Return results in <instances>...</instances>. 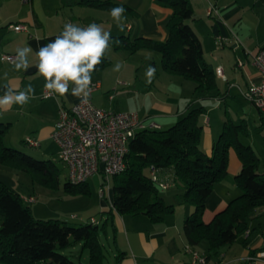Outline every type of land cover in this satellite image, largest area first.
Returning a JSON list of instances; mask_svg holds the SVG:
<instances>
[{
	"label": "trees",
	"instance_id": "1",
	"mask_svg": "<svg viewBox=\"0 0 264 264\" xmlns=\"http://www.w3.org/2000/svg\"><path fill=\"white\" fill-rule=\"evenodd\" d=\"M157 2L172 9L166 40L161 42L120 35L112 37L113 46L131 52L142 48L156 50L161 55L163 70L193 81L194 91L201 95H217L220 89L216 69L205 61L202 41L190 24L193 9L189 0ZM79 3L108 11L117 6L111 0H79ZM107 62L105 56L96 71ZM204 113L203 106L193 107L166 130L160 131L156 127L137 131L128 143L125 170L111 176L114 180L112 203L102 213L145 214L155 222L163 220L173 211V204L165 201L162 188L151 178L150 167L157 170L170 168L173 179H179L183 184V200L193 206V212L183 221L182 227L190 246L205 239L210 251H216L234 242L238 233L246 228L253 209L264 206V173L258 172L259 158L253 148L240 140V135L246 134L244 120L234 123L226 119L211 152L203 151L200 147L203 127L200 118ZM8 125L0 123V161L11 162L34 173L42 184L56 182L58 174L54 161L38 159L5 145L4 134ZM230 147L241 162L240 170L233 177L241 192L206 223L203 220L205 199L214 184L226 175ZM86 183L72 184L67 180L65 188L72 185L82 189ZM106 224V219L99 227L91 219L86 223L71 224L60 219L36 218L21 195L0 181L2 264H104L107 250L98 237L100 232L104 233ZM76 243L88 249V263L75 261L63 253ZM117 255L119 257L121 253Z\"/></svg>",
	"mask_w": 264,
	"mask_h": 264
},
{
	"label": "crops",
	"instance_id": "2",
	"mask_svg": "<svg viewBox=\"0 0 264 264\" xmlns=\"http://www.w3.org/2000/svg\"><path fill=\"white\" fill-rule=\"evenodd\" d=\"M111 1L126 9L124 31L118 29L109 14L110 11L80 4L79 0H0V57L2 54H16L17 48L25 46H29L33 50L29 56L31 66L27 71H15L13 63L2 62L0 59V96L4 94V85L24 90L29 84L35 89L36 96V99L30 100L23 107L13 105L9 111L0 110V123H9V131L13 125L24 121L22 124L24 133L29 132L27 135H35L34 137L39 140V147H41V141L52 139L51 132L57 120L58 107L60 105L69 107L80 100L70 93L66 97L51 96L44 98L42 95L45 90V81L35 67V52L39 47L54 40L68 21L81 27H86L93 22L102 25L106 31L111 33L110 49L115 52L129 51L127 49H115L113 46L112 37L120 35L161 42L166 40L168 36L167 22L172 14V9L169 6L161 5L157 0ZM251 1L189 0L193 9L192 27L194 28V24L199 25L200 20H202L201 17L205 16L209 17L208 21L211 23L212 35L210 38L217 48V67H222L225 80L218 75L217 77H220L226 86L225 89L219 88L220 92L215 96H205L214 97L213 99L218 102L227 99V97L233 99L237 92L243 97L241 91L246 90L251 83H258L261 79L260 72L253 61V54L264 47V36L257 31L260 25L259 23L252 25L249 27V32L244 31L241 26V12L246 8V5H250ZM210 5L217 7L218 15H208ZM250 9L255 10V3ZM18 23L25 24L26 30L16 31L11 27V25ZM142 50L152 49L142 48L135 52L138 53ZM106 57L108 58L105 65L107 67L112 63V60L109 54H106ZM152 63L155 65L154 61ZM210 65L213 67L212 64ZM105 66L92 73V81L98 82L99 86L91 92L90 96L92 103L96 101L94 105L102 108L106 107V103L101 92L105 93L104 98L113 100L112 95L108 92L113 90L115 86L127 84V80L120 78L116 81L110 80L106 74H103L106 68L102 69ZM5 72L8 73L7 79L4 78ZM120 76H122L121 73ZM234 89L237 92H233ZM250 104L253 105L251 102ZM153 106L157 108L156 113H149L145 117L139 118L147 123L156 124L157 128L166 117H174L175 114H179L177 106L175 112L171 105L156 102ZM203 107L205 108L204 115H206V107ZM109 109L117 111L112 105L109 106ZM257 113V125L264 132V111L259 112L257 110ZM243 120L245 121L242 118L239 122ZM245 133L240 136H248L247 128ZM215 141L212 139L210 145L206 144V150H204L206 153L211 152ZM246 144L252 147L250 141ZM260 167L261 160L259 158L258 172L264 173ZM240 168L241 162L235 150L230 147L228 149L226 175L214 184L212 192L205 199L204 222H210L215 213L223 209L229 200L240 194V187L233 179ZM157 175L160 180L168 185L167 188L163 189V192L168 190L171 185H179L177 180L173 179V170L170 168L157 170ZM111 203L112 198L109 199L108 203L103 204L102 211L108 210ZM192 212L193 206L188 205L182 214H177L174 217L172 213H169L158 222L151 220L145 214H118L115 211L113 214L104 213L101 218L107 220L106 229L104 233L100 232L98 238L106 247L107 255L109 252L114 255L112 264H245L246 256L264 249V206L253 209L246 228L238 233L234 242L223 245L216 251H210L208 241L205 239L193 246L188 243L182 227L183 221ZM101 234L106 243L102 241ZM200 245L201 253H197L196 248ZM81 248L88 252V249L83 248L82 245ZM192 251L203 258V262L196 260L194 256L192 258ZM118 252L121 253L119 257ZM107 255L104 264H106Z\"/></svg>",
	"mask_w": 264,
	"mask_h": 264
},
{
	"label": "rangeland",
	"instance_id": "3",
	"mask_svg": "<svg viewBox=\"0 0 264 264\" xmlns=\"http://www.w3.org/2000/svg\"><path fill=\"white\" fill-rule=\"evenodd\" d=\"M253 3H255L254 11L250 9L253 7ZM241 17V26L244 31L249 32V27L259 23L260 26L257 31L264 36V0H257V2L252 0L250 5H246V8L241 12ZM201 19L199 25L194 24V29L202 41L204 59L216 69L218 54L217 48L213 44L212 38H210V35H212L211 23H209V17L207 16L201 17ZM190 24L192 26V20ZM254 31L256 33V30ZM108 54L112 63L102 69L106 68L103 74H106L110 80L114 79L116 81L119 78L127 80V84L115 86V90L108 92L112 95L113 100H108L107 97L104 98L105 93L101 92L106 107L102 108L95 105L96 107L110 110L109 106L112 105L117 111L136 112L142 118L149 113H156L157 108L153 106L156 102L171 105L174 112L178 107L179 114L174 113V117H166L160 122L161 124L157 129L163 131L172 126L182 115L187 114L189 109L205 106L206 115L200 118L203 126L200 147L203 151L206 150V144L210 145L209 143H211L212 139L215 141L218 138L226 119L238 123L244 118L248 136H240V140L243 143L251 142L253 149L261 160L260 168L264 170V136H262L264 132L257 125L258 109L251 105L248 100L241 97L236 89L233 90V92H237L233 99L227 97V99L218 102L213 99L214 97L195 92V83L193 81L163 70L161 67V55L157 51L142 50L136 53L110 50ZM153 61L155 65L152 63ZM118 62L123 66L119 71H114L113 69ZM149 65L156 68L151 84L146 82V70ZM119 72L122 76H120ZM216 81L220 89H225L226 84L220 77L216 76ZM95 102L93 101V104ZM23 122L13 125L10 131H6L4 134L5 145L16 147L38 159H51L57 166L58 179L56 182L45 185L37 180L34 173L11 162L0 161V181L5 183L12 191L21 195L36 218L60 219L71 224L86 223L91 219L101 227L105 219L101 218L103 216V204L108 203L109 199L111 200L112 198L113 178H109V191L105 187L106 196L101 195L102 175L100 173L90 176L87 183L81 187L82 189H77V187L72 185L69 189L65 188V183L68 180V169L58 157L56 143L52 139H47L41 141V147H31L25 144V137L37 138L33 134L27 135L29 132L24 133ZM177 182L179 183L178 186L171 185L164 192L161 189L165 201L173 204L171 213L174 217L177 214H182L186 206L191 205L181 198L180 195L183 192L182 182L179 179ZM101 239L106 243L102 234ZM201 243L204 244V242ZM201 245L196 248L197 253H201ZM63 253L69 255L75 261L88 262V252L81 248L80 243L66 248ZM113 256L109 252L106 264L113 263ZM193 256L194 251L191 254L192 258Z\"/></svg>",
	"mask_w": 264,
	"mask_h": 264
},
{
	"label": "built area",
	"instance_id": "4",
	"mask_svg": "<svg viewBox=\"0 0 264 264\" xmlns=\"http://www.w3.org/2000/svg\"><path fill=\"white\" fill-rule=\"evenodd\" d=\"M211 14L218 15L215 5H210L208 15ZM11 27L16 31L26 30V25L23 23L14 24ZM15 55L2 54L0 59L2 62L12 63ZM253 61L260 72L261 79L258 83H251L246 90L241 91V95L259 111H264V47L253 54ZM216 74L225 80L222 67L216 68ZM98 86V82L92 81L91 92ZM42 96L44 98L48 96L46 90ZM90 96L86 104H82L79 100L69 107L61 105L58 107V116L51 138L58 147L60 161L68 169V181L72 184L84 183L93 174L100 173L102 175L101 195L106 196L105 187L109 189V178L123 172L126 168L124 157L130 140L137 131L157 126L141 120L136 112L98 108L92 103ZM24 140L31 147L40 146L37 139L27 136ZM150 175L162 189L167 188V183L159 179L154 166L150 167ZM194 258L203 262V258L196 253ZM244 263L264 264V249L246 256Z\"/></svg>",
	"mask_w": 264,
	"mask_h": 264
},
{
	"label": "clouds",
	"instance_id": "5",
	"mask_svg": "<svg viewBox=\"0 0 264 264\" xmlns=\"http://www.w3.org/2000/svg\"><path fill=\"white\" fill-rule=\"evenodd\" d=\"M121 6L113 7L110 16L120 31H124V13ZM111 33L95 22L81 27L71 22L65 23L63 30L51 42L41 46L35 52L38 74L44 78V88L51 96L66 97L69 93L80 99L82 104L88 103L92 90V73L103 62L110 52ZM119 44V41H116ZM33 50L29 46L16 49L12 61L15 71H27L31 66L29 56ZM123 65L117 63L114 71ZM156 68L149 65L146 70L147 83L151 84ZM8 73H4L7 79ZM4 94L0 96V110L9 111L13 105L23 107L30 100L36 99L35 89L31 84L24 90L4 85Z\"/></svg>",
	"mask_w": 264,
	"mask_h": 264
}]
</instances>
